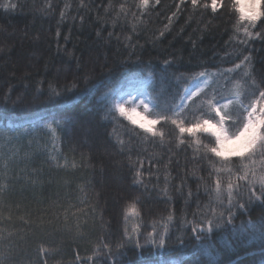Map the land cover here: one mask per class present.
Segmentation results:
<instances>
[{
    "label": "trees",
    "instance_id": "trees-1",
    "mask_svg": "<svg viewBox=\"0 0 264 264\" xmlns=\"http://www.w3.org/2000/svg\"><path fill=\"white\" fill-rule=\"evenodd\" d=\"M137 2L0 0V130L16 134L19 153V167L15 169L13 163L0 173V264H87L102 238L116 255L107 258L101 249V255L94 256L99 264L264 261V245L250 235L254 225L259 227L264 205H253L238 214L233 225L197 240L192 225L181 228V224L193 220L194 213L211 215L217 207L212 191L215 176L208 179L207 171L193 161L191 149L187 155H177L130 142L132 125L114 113L115 97L127 86L147 83L149 100L157 94L161 100H171L169 93L185 91L200 71L231 68L244 55H251L252 74L259 79L264 75V35L249 39L237 33L234 13L221 9L213 14L203 7L209 0H198L195 9L191 0H160L159 4L150 0L147 10L137 8ZM6 4L16 7L6 8ZM174 12L177 15L169 25ZM165 25H169L166 31ZM255 32L264 33V21L258 22ZM246 39L247 44L241 43ZM137 57L152 63L138 66L133 63ZM166 59L179 65L168 70L176 75L160 73ZM78 62L79 88L47 100L49 83L71 81ZM93 67L96 71L86 85L83 77ZM241 76L239 70L232 80ZM209 83L214 88L226 84L223 94L231 92L232 83L222 75L210 76ZM64 116L73 119L74 128L58 130L63 126L54 121ZM90 119L98 122L97 129L79 133L80 124ZM48 123L55 132L45 127ZM203 167L208 168V163ZM220 179L224 189L230 180L236 183L227 172L220 173ZM181 181L187 185L184 196L176 192ZM189 189L193 196L186 199ZM131 202L137 203L140 216L126 221L124 208ZM169 212L173 215L171 246L160 249L146 244V233L154 222L162 231ZM134 223L140 227L142 247L117 248L126 239L125 227L131 232Z\"/></svg>",
    "mask_w": 264,
    "mask_h": 264
},
{
    "label": "snow or ice",
    "instance_id": "snow-or-ice-1",
    "mask_svg": "<svg viewBox=\"0 0 264 264\" xmlns=\"http://www.w3.org/2000/svg\"><path fill=\"white\" fill-rule=\"evenodd\" d=\"M159 2L160 0H156L157 4ZM149 3L150 0H138L136 7L147 10ZM191 5L194 9L197 8L198 0H191ZM4 7L15 8L16 5L6 4ZM176 7L179 9L180 5L177 4ZM203 7L210 8L213 14L221 9L234 13L236 18L235 31L242 33L244 37L254 39L264 35L262 32L253 33L258 22L264 21V0H260L259 14L255 18L242 15L237 9L236 0H209ZM121 11H125L124 5H121ZM176 15L177 13L174 12L168 18L169 25ZM64 16L65 12L61 11V17ZM169 25L164 26L165 31ZM163 35L164 32L162 31L160 36ZM241 43L247 44L248 40H242ZM135 48L136 46L133 45L132 55H135ZM133 63L148 67L152 62L146 63L137 57ZM105 67L107 65H101L102 69ZM170 68H179L175 59L164 60L160 73L165 76L176 75L175 72L171 74L168 72ZM239 70H242V76L233 81L232 74L238 73ZM79 71L78 62L77 72L71 81L64 85L50 82L47 100H55L62 95L76 91L80 86ZM95 71L96 69L93 67L88 74L84 75L83 79L86 85L90 81L91 73ZM108 71L110 72L111 69ZM217 74L224 76L227 82L232 83L231 92L228 95H224L221 90L226 88V84L221 85L220 88H214L209 83V77ZM176 79L179 80L180 76H176ZM200 83H203L204 88L199 86ZM207 89H211V91ZM83 90L88 91V88L85 87ZM43 94V92L40 93V95ZM128 95L131 96L132 94L128 93ZM169 95L172 97L171 100H161L159 94L153 100H149L145 96L140 99L142 111L138 110L137 107H126V102L117 98V102L114 104V113L132 125L131 133L128 134L130 142L136 140L147 143L177 155L180 152L187 155V151L191 149L192 159L201 165L200 170L202 172L207 171L208 179L215 176V188L212 191L215 193L217 207L212 208L211 215L200 216L194 213L193 220L181 224V228L187 224L192 225L191 234L200 240L214 230H223L229 225H233L236 216L247 212L253 205L257 203L264 205V75H261L259 79L254 77L252 74V57L251 55H244L243 59L231 68L218 69L217 73H209L206 68L200 71L194 91L180 92L177 89L174 93L170 92ZM175 96H179L178 103L175 101ZM36 98L33 97V102ZM135 99L133 98V102ZM54 123L63 126L58 129L60 131L75 127L73 119L67 116L56 119ZM45 127L53 132L56 131L53 129L52 123L46 124ZM97 127L98 122L90 119L80 124L78 132L87 135L95 131ZM233 128L235 131H232ZM120 146L123 148V141L120 142ZM172 159V155H169V163L172 162ZM204 162L208 163V168L203 167ZM176 163L179 164V161L177 160ZM222 172L234 176L236 183L230 180L226 189L222 188L220 179ZM139 177L140 172L137 170L136 183L140 182ZM197 179L202 180L204 177ZM165 183H167V178H165ZM185 187L187 185L181 181L176 192L184 196ZM192 196L193 193L189 189L185 198ZM124 216L126 221L129 217L140 216L136 202L127 204L124 208ZM259 217V227L254 225L255 230L250 235L251 238L258 239L264 245V209L259 213ZM172 220L173 215L169 212L162 225L163 230L160 232L157 231L154 222L152 231L146 233L145 243L160 249L171 246L172 241L169 232ZM140 233V227L135 223L131 232L125 227L123 237L126 239L117 243V248L124 247L125 244H134L136 248H141L138 240ZM101 249L107 258L116 255L111 243L102 238L98 241L93 256L87 257V264H99L98 260H94V256L101 255ZM41 251L43 252V249ZM261 251L264 252V247L261 248ZM77 259L80 260V257L78 256ZM81 264H86V262L81 261ZM212 264H215V261ZM261 264H264V261H261Z\"/></svg>",
    "mask_w": 264,
    "mask_h": 264
},
{
    "label": "rangeland",
    "instance_id": "rangeland-1",
    "mask_svg": "<svg viewBox=\"0 0 264 264\" xmlns=\"http://www.w3.org/2000/svg\"><path fill=\"white\" fill-rule=\"evenodd\" d=\"M197 86V80L194 81L187 90H189L191 87V90L194 91ZM200 87L203 86V83H200ZM128 93H131L132 95L129 96ZM146 95L144 93V89L142 85L137 86H131L127 88L124 92L118 95L117 98L122 99L126 102V107L132 108L137 107L138 110L142 111V106H140V99L144 98ZM133 98L135 99V102H133ZM117 102V99H116ZM15 133L9 132V131H3L0 130V173L2 171H5L8 166L15 163L14 167L17 169L19 167V153L17 152L16 148V141L17 138L15 136ZM83 140L81 139V142ZM18 174V170L15 171ZM2 176H0L1 178ZM18 180V179H16Z\"/></svg>",
    "mask_w": 264,
    "mask_h": 264
},
{
    "label": "clouds",
    "instance_id": "clouds-1",
    "mask_svg": "<svg viewBox=\"0 0 264 264\" xmlns=\"http://www.w3.org/2000/svg\"><path fill=\"white\" fill-rule=\"evenodd\" d=\"M236 6L242 15L255 18L259 14L260 0H236Z\"/></svg>",
    "mask_w": 264,
    "mask_h": 264
}]
</instances>
